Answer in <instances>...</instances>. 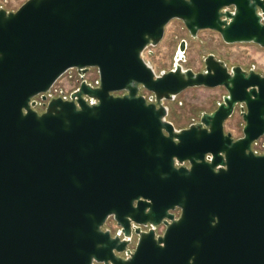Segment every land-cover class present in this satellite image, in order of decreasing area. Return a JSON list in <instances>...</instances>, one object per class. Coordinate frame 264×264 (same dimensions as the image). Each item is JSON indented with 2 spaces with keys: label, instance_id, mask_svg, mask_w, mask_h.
<instances>
[{
  "label": "water",
  "instance_id": "water-1",
  "mask_svg": "<svg viewBox=\"0 0 264 264\" xmlns=\"http://www.w3.org/2000/svg\"><path fill=\"white\" fill-rule=\"evenodd\" d=\"M173 19L194 38L211 29L264 47V0L0 6V264H264V153L252 146L264 136V75L214 54L203 71L184 68L186 40L156 73L143 53ZM73 69L70 98L48 101ZM219 86L227 94L198 123L167 118L166 100ZM238 107L234 137L225 123ZM110 216L117 234L104 229Z\"/></svg>",
  "mask_w": 264,
  "mask_h": 264
},
{
  "label": "rangeland",
  "instance_id": "rangeland-1",
  "mask_svg": "<svg viewBox=\"0 0 264 264\" xmlns=\"http://www.w3.org/2000/svg\"><path fill=\"white\" fill-rule=\"evenodd\" d=\"M25 1L27 0H0V6L8 11H15ZM182 40L187 41L185 59L180 61L184 68L203 71L205 69V57L208 54H214L228 67L240 65L246 70L254 69L264 75V47L255 43H226L219 32L211 29L200 30L197 37L194 38L180 19H173L168 23L163 39L157 45L149 46L144 51L143 57L156 73L160 74L162 71H167L175 64V55ZM95 72V69H91L88 77H94ZM79 80V74L76 69H73L61 78L60 85L69 94L78 86ZM142 92L150 96V94H146V90ZM226 94L227 90L223 86L188 88L174 99L165 101L169 109L168 119L177 128L187 127L193 122H198L203 112L214 111ZM36 108L41 112L44 110L40 99ZM243 124L240 107H238L234 115L227 120L225 129L227 132H231L233 136L240 137L243 134ZM254 147L258 150H264V136ZM133 245H135L134 242Z\"/></svg>",
  "mask_w": 264,
  "mask_h": 264
},
{
  "label": "built area",
  "instance_id": "built-area-1",
  "mask_svg": "<svg viewBox=\"0 0 264 264\" xmlns=\"http://www.w3.org/2000/svg\"><path fill=\"white\" fill-rule=\"evenodd\" d=\"M91 69H95V76L94 77H88V74L90 72ZM87 74L85 75V79L87 80L88 83H90L92 86H98L99 85V74H98V70L96 68H91ZM64 75L61 77L63 78ZM61 78L59 80H57V82L52 86L51 90L49 93H47V100L49 101L51 98L54 97H63V98H70L71 93L79 86L81 79L78 82V86L73 89L69 94L66 92V90L64 89V87L62 85H60L61 82ZM146 94H150L149 91L146 90ZM147 96V95H146ZM149 97V96H147ZM40 99V103L43 105L44 107V103L45 101L42 99L41 96L37 97V103L38 100ZM262 138V137H261ZM260 138V139H261ZM259 139V140H260ZM257 140L256 142H254L255 144L259 141ZM255 152L259 151L258 149H256L254 147ZM171 212L174 214V218H178L180 216V211L176 210H171ZM113 218V217H112ZM132 225H135L134 223ZM150 226V225H149ZM151 227V226H150ZM166 226L162 223L159 227L158 233L157 234H162L165 230ZM104 229H108L111 231V233L113 234H117L120 230V226L118 225V223L116 222V220L113 218L112 220L108 221L105 226ZM93 264H103V263H98V262H94Z\"/></svg>",
  "mask_w": 264,
  "mask_h": 264
},
{
  "label": "flooded vegetation",
  "instance_id": "flooded-vegetation-1",
  "mask_svg": "<svg viewBox=\"0 0 264 264\" xmlns=\"http://www.w3.org/2000/svg\"><path fill=\"white\" fill-rule=\"evenodd\" d=\"M77 71V70H76ZM78 73V72H77ZM148 102H154V100H151V99H148ZM169 114V113H168ZM168 118V117H167ZM171 121V120H170ZM199 122V121H198ZM198 122H193V123H198ZM175 125V124H174ZM235 137V136H234ZM254 145H255V143L252 145L253 146V149H254ZM256 153H258V154H262V153H264V150H259V151H256ZM185 164H187V163H185ZM178 210V211H180V214H181V209L180 208H175L174 210ZM172 213V212H171ZM113 216H110L109 218H108V220L106 221V223L108 222V221H110V220H112L113 218H112ZM159 227H160V225L159 226H157L156 228H155V232L156 233H158V230H159ZM150 228V226L149 225H147V226H142V229H144V230H148ZM137 239H138V236H137V234H135V233H133V235H132V242H134L135 244H136V242H137Z\"/></svg>",
  "mask_w": 264,
  "mask_h": 264
},
{
  "label": "crops",
  "instance_id": "crops-1",
  "mask_svg": "<svg viewBox=\"0 0 264 264\" xmlns=\"http://www.w3.org/2000/svg\"><path fill=\"white\" fill-rule=\"evenodd\" d=\"M227 126V121H226V123H225V127Z\"/></svg>",
  "mask_w": 264,
  "mask_h": 264
}]
</instances>
